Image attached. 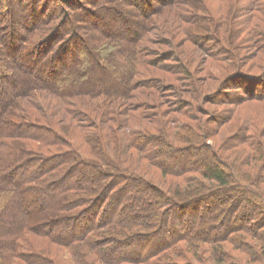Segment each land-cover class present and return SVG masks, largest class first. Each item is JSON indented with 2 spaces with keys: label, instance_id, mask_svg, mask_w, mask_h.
Here are the masks:
<instances>
[{
  "label": "trees",
  "instance_id": "trees-1",
  "mask_svg": "<svg viewBox=\"0 0 264 264\" xmlns=\"http://www.w3.org/2000/svg\"><path fill=\"white\" fill-rule=\"evenodd\" d=\"M39 1V8L30 3V13L24 6L13 13L11 0H0V32L7 22L10 24L0 33L1 51L9 54L2 56L0 67L1 62L17 63L8 72L0 68L1 76L10 80L8 87L0 84V264H55L54 259L22 249L27 233L65 246L75 264H193L194 260L200 264H243L242 254L244 264H264V155L261 160L254 158L255 153L264 154V142L249 131L254 118L250 109L256 108L255 104L264 106L263 76L239 71V75L224 77L219 82L220 99L215 96L219 94H210L212 87L204 90L200 79L188 70L182 59L186 49L174 44L173 33L168 40L172 50L155 54L162 61L181 62L178 68L191 84L187 95L194 103L181 99V91L177 101L168 105H176L171 111L198 121L193 113L202 109L200 112L211 115L215 122L217 113L201 105L221 103L234 109L229 110V117L222 114L220 121L242 122V126L244 113L239 148L248 149L245 139L251 137L247 143L253 149L248 159L234 164L207 143V128L211 130L207 121L194 127L162 108L163 80L145 79V75L149 66L155 68L154 63L157 68L167 66L162 61L147 62L142 55L149 54L145 44L156 17L176 13L174 8L180 5L205 12L212 32L228 46H243L244 42L264 55V0H232L234 10L227 15L229 19L217 12L223 22L213 19L209 14L213 9L204 7L200 0H156L157 4L136 0L142 23L134 26L123 20L125 29L118 33L104 29L94 40L99 47L112 40L119 43L112 57L124 70L116 78L124 83L123 88L96 86L69 91L59 90L53 78L66 74L68 62L75 63V68L81 62L74 59L79 53L58 55L63 48L53 39L60 35L58 25L63 18L70 20L76 0ZM59 1L63 7L54 10ZM117 15H112L114 21ZM18 17L23 23L20 34L12 24ZM201 20L195 17L190 22L199 27ZM107 22H103L106 27L110 25ZM71 30L72 25L67 31ZM186 34L192 35L190 31ZM17 38L19 48L14 44ZM191 38L198 45L199 36ZM211 39L215 44L217 38ZM217 51L219 58L212 54L216 60L231 58V65L238 63V56L228 49ZM42 53H46L44 58ZM258 68L264 75V66ZM239 77L243 82L239 79L236 83ZM253 85L257 88L251 90ZM237 88H244L246 96L235 94ZM102 98L106 100L100 101ZM237 107H241L239 116ZM175 128L184 133L178 136ZM232 131V138L241 133ZM251 165L255 173L246 171ZM176 181L186 190L176 188ZM25 189H35L36 197L27 198L30 192L25 195ZM180 205L176 213L168 212ZM35 208L56 214L51 217L55 219L36 222L31 219ZM251 238L261 240V244L251 243ZM227 242L234 250L226 248Z\"/></svg>",
  "mask_w": 264,
  "mask_h": 264
},
{
  "label": "rangeland",
  "instance_id": "rangeland-1",
  "mask_svg": "<svg viewBox=\"0 0 264 264\" xmlns=\"http://www.w3.org/2000/svg\"><path fill=\"white\" fill-rule=\"evenodd\" d=\"M135 1L136 0H128V3H125L124 0L123 2H121V0H110V2H103L102 0H76V2H74L75 6L71 7L70 20L63 18L61 23L58 25L60 27L58 32L60 35L56 36L53 40L55 45L59 46L60 48H63L62 52L60 50L57 51L58 55L62 54L63 56L64 55L68 56L74 52H77L79 53V55L74 59L76 61H81V62H78V64L75 65V68H74L75 63L73 64L71 62H68L69 64H67L66 66H68L69 69L67 70L66 74L61 77L53 78V80L56 82V86L59 87V90L69 91V90L82 89L84 87H88L87 89H94L96 86L97 87L105 86L109 88V90H111L110 88L112 89L123 88L124 83H118L116 81V78L118 75H121V73H123L124 70L122 71V69L119 68L120 66L117 63L118 62L117 59L115 58L113 59L112 57L113 52L115 54L119 50V46H120L119 43L112 40L106 45L99 47L98 45L95 44L94 40L97 35H101V33L99 32L104 29L108 30L109 28L111 32L117 31V33L122 31V29L124 28V25H122L123 20L124 21L127 20V22H131L134 26H135L134 24L135 22L142 23L143 19L140 13L141 10L137 8L138 6L134 4ZM200 2L204 5V7H206L205 5H207V7L210 6V8L213 9V12H209V14H211L213 19L220 20V22H223L224 18L229 19L227 15L232 13L234 10V6H233L234 1L232 2V0H200ZM249 2L250 0H243V3H249ZM10 3H11V10L13 13L16 10L17 12L20 11V9L23 6H24L23 8H25V10L30 13L31 10L30 3H34L33 4L34 7L37 8L41 7L42 5V1L39 0H11ZM153 3L157 4V1L154 0ZM61 6L63 7V5H61V1H59V5L57 4L54 10H56L57 7V11H59V7ZM175 7L176 8L174 9L176 13H169V15L162 14L160 15V17H156L153 27L154 29L148 35L150 37H148L145 44V47H147L149 54L148 55L145 53L142 54L147 62L149 60H153V62L156 61L158 63L159 61H162L161 56L158 57L155 54L157 53L163 54L166 51L168 52L170 51L171 44H169L168 40L171 38L170 36L173 33L174 44L176 46L181 45L183 49H186L184 51V56H182V59L184 60V63L187 65L188 70L191 73H194L196 78L200 79V84L204 86V90H209L208 87H212V89L210 88L209 90L211 91L210 94L212 93L219 94L218 93L220 91L219 82H221L224 79V77L234 76L235 73L239 75L238 74L239 71L249 75H260L263 76L264 79V75L261 69L258 68V65L264 66V55L261 52L257 51L254 47H251L254 45H246L243 42V46L236 43L234 46L229 45L230 46L229 47L227 45L228 44L227 41L222 40L221 36L217 34L218 35L217 37V35L212 32L213 31L212 28L209 26V24L206 21L208 15L206 16L205 12L201 10L193 9L192 7H189L187 5L186 7L184 5L175 6ZM217 12L225 14L226 16L223 18V16L219 15ZM60 14L62 15V13ZM116 14H119L120 16L118 15H117L118 17L115 16L116 21H114L112 19L113 18L112 15H116ZM195 17L202 18L199 27L193 25V23L190 22ZM17 19H14V21H12L13 22L12 24L14 30L20 34V32H23L22 31L23 23L20 17H18ZM107 21L110 24L108 27H106L107 24L103 23ZM6 25L7 26H5V28L1 30L0 32L1 34H3L2 31L7 30L10 24L7 22ZM71 25L73 27V30L67 31L68 27ZM185 28H189L190 30H187ZM188 31H190L192 34V35L190 34L191 35L190 37L188 36V34H186ZM67 34H70L71 36L65 37ZM194 35L199 36V41H197L198 45L191 38ZM221 35L224 36L223 34ZM77 37L79 38V40L76 39ZM211 38L214 39L217 38L215 44L213 43ZM3 39L4 38H1L2 41ZM236 42H239V40H236ZM20 43L21 42L20 40H18V38H17V42H14L17 48H19V46L21 45ZM220 48L223 49L226 48L229 50L230 53L234 55L236 54L238 56V59L235 62L238 63H236L235 65H231L233 64L230 63L232 62L231 58H228L227 60H221V59L216 60L212 54H214L215 56H217V58H219V52L217 51V49ZM1 50H3V48H1L0 46V60L2 56L3 57L5 56L7 58V56L9 55L8 53L7 55L2 53ZM15 52H16V48H15ZM45 54L46 53H42L41 57L44 58ZM63 59H65V57ZM8 60H11V58L9 57ZM1 63H2V67L0 68L5 69V72L6 71L8 72L10 68L14 70L16 68L15 66H17L16 62H11V61L1 62ZM99 63H101V66L99 65ZM160 63L166 64L167 68L165 67L157 68L156 63H154L155 68L149 66V68L151 69H147V74L145 75L147 78L145 79L156 78L163 80L165 85L164 87L165 93H163L164 95L161 97L160 103L162 105V108L169 109L171 112L170 113L171 116L173 117L177 116L178 118H180L181 122L184 121L185 123L191 124L194 127H196L200 123L203 124V122L205 123L207 121L208 126H211V130L209 129V127L207 128L208 130L207 136H209L210 138L209 140H207V143L209 145L214 146L215 150L218 151V153L222 157L225 156L228 161L234 162L235 164L236 162L242 161L243 158L248 159L247 156L248 152L250 149H253V147H250L249 143H247L251 137L245 139V144L247 147H249L248 149H244L243 147H241V149L239 148V146H241L240 145L241 142L243 141V133L239 128H241L243 131L246 121V119L244 118V113H243V126H242V122L240 123L232 122L230 124L229 123L223 124L222 121H220L221 119L219 118H221L222 114L223 116H225V118L229 117L228 116L229 110L234 109V107L221 103H215V104H209V103L205 104L204 102L203 104L201 103L202 104L201 106L204 109L209 108V111H213L212 113H217L215 122L211 118V115L207 116L205 113H201L200 111H202V109H198V111L193 113L194 118H197L198 121H193V119H189L186 116L181 115V113H178L177 110L171 111V108H177V107H175L176 105L174 106L171 105L172 107L168 105L170 103L177 101L178 93L181 91L184 92V95L181 96V99L184 100L188 99V101L191 102L190 104L194 103L191 96L187 95L188 90L191 88V84L190 81L186 79L185 73L183 72L184 70H182L181 72L178 68L181 62H178L177 60L174 59H168ZM78 65H81V68L77 69ZM73 68L74 70H71ZM145 69L146 68H142V70ZM38 71L40 72L41 70ZM107 75L108 77H106ZM209 77H215V78L213 80H209ZM239 79H241V82H243V79L240 77L235 79V82L237 83L238 82L237 80ZM9 81L10 80L8 76L6 78L4 76L2 77L0 74V84L2 88L6 86L8 87V85H10ZM50 81L52 83V80ZM87 81H90V83H88ZM258 85L260 84L256 83V86ZM256 86L253 85L251 90L256 89L257 88ZM175 87H177L178 89L176 90ZM209 91L206 92L209 93ZM235 94H239L242 98L246 96L244 88L243 90L238 89L237 93ZM215 96L220 99L222 98L221 94ZM102 100H106V99L105 98L100 99V101ZM49 105L55 108L54 104L53 105L49 104ZM255 106L256 108L250 109L254 112L253 115L254 118L252 119L253 126L250 130L247 127L246 130L254 132V135H256V137H260L258 139L262 143L264 142V127H263L264 106L263 105L258 106L256 104L254 105V107ZM237 108H235V111L238 110L237 116H239L241 114L239 113L241 111V107H237ZM244 110L245 107H243V112ZM209 120H212L210 121L211 123L208 122ZM43 121L49 122L44 118ZM232 130L235 131L237 130L241 133H236L237 137L232 138L235 137V134L233 133ZM175 132L177 133L178 136H180L182 132L184 133V130L182 129L178 130L177 128H175ZM175 140H178V138H176ZM27 145L32 148L35 147L39 150H44L43 147L38 146L34 143H28ZM255 154H254V158L259 160L263 158L261 157V155H264L263 153H259L257 155ZM244 164L245 163H242L241 165ZM253 164L256 163L253 162L252 165ZM252 165L248 169H246V171L255 173L256 169L253 168V166L255 165L253 166ZM262 171L264 172L263 169ZM250 172L247 173L251 174ZM158 175L162 177L160 171H158ZM54 178L55 177H53V179ZM165 178L167 180L171 179V177H165ZM154 183L159 185L156 180L154 181ZM97 184L100 186V183ZM174 185L176 186V188H178L181 191L186 190V186H184L183 183L181 185L178 184L176 181ZM99 188H101V186ZM26 191L28 190L25 189V195H26ZM32 191H36V190L35 189L29 190L28 192L30 193L27 198L36 197L37 194ZM198 196L199 195H197V197ZM198 199L199 197L196 198V201ZM210 201H212V203L214 202L213 199ZM181 207H182L181 205L178 206L177 208L173 206L168 210V212L176 213L178 210H180ZM55 215L56 214L54 213H43V210L41 209L39 210L38 208H35V211L31 216V219L41 224L48 222L51 219L52 220L55 219V218H51L54 217ZM251 241H252L251 243L255 245L257 244V246L261 244V240L255 238H251ZM22 246H23L22 249L24 250L34 251L38 254L47 256L51 260L54 259L56 261L55 262L53 260L55 264H68V263L70 264V260L73 263L71 250L67 249L65 246L54 244L50 241L49 238L41 237L38 234L27 233L25 239L22 242ZM225 246L227 249L233 248L234 250V245L232 243L227 242L225 243ZM258 249L260 248L258 247ZM239 252L240 251L238 252L236 251V253L240 254ZM128 255H130V253ZM242 256H243V264H244L245 263L244 259L246 257L244 256V254H242ZM73 264H75V262ZM193 264H200V263L194 260Z\"/></svg>",
  "mask_w": 264,
  "mask_h": 264
}]
</instances>
